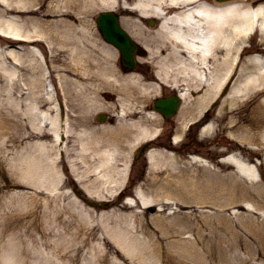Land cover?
Returning a JSON list of instances; mask_svg holds the SVG:
<instances>
[{"label":"bare ground","instance_id":"bare-ground-1","mask_svg":"<svg viewBox=\"0 0 264 264\" xmlns=\"http://www.w3.org/2000/svg\"><path fill=\"white\" fill-rule=\"evenodd\" d=\"M37 1L40 0H0L2 5H0L2 7L0 11V39L5 38V35L37 36L38 39L40 38L34 41L30 47L28 46V50L17 51L11 49L10 52H12L14 59H9V61L15 62L22 55L29 53L36 58L37 70L35 69V74H38L40 71L39 55L42 54L44 57L43 51L37 47L42 43L41 40L43 38H47L48 41L51 39L52 41L53 39L57 40L60 39V33H70L71 31L74 33L78 29L75 24L70 23L68 25L69 21L64 17L67 13L84 12L89 14L101 8L118 10L124 13L122 15L124 23H136V26L142 30L141 33L150 38V40H147L148 42L139 40L137 37L133 39L137 42V45L142 43L147 50V56L142 58L144 64L152 62L151 64L157 67L153 72L155 79H152L151 73H122L119 62L115 63V66L113 65V61L118 56L117 48L110 46L106 41H102L100 52L102 75L107 78L113 71L112 81L115 84H118L117 81H119L118 88L125 91L130 90L131 97L134 96L137 101L135 113L139 115L136 120L134 119V123L137 124V132L133 138H142L148 135L147 127L142 126L141 123L147 117L155 114L145 104L149 97L148 91L151 88L157 89L159 86L171 83L172 86H177L184 98L180 113L179 134H176V139L180 138L182 131L185 132L189 120L200 123L207 116V114L203 115L205 108L210 102H217L210 110L209 115H211L200 132L202 138H207L209 135L218 134L219 131H222L230 140L226 148L217 150L218 153H225V155L218 159L216 165H235L239 171L245 173L249 170L248 163L252 161L253 156L256 153H263L260 164L264 166V0L260 3V0H227L223 3L215 0H49L47 6L57 13L58 19L40 22L38 25L34 24L36 29H30L23 25L21 18L19 19L13 15L21 12L24 16L36 13V9L30 8V6ZM23 6L27 7L26 10L23 9ZM127 13L133 15H126ZM149 17L159 19V24L154 28L149 27L147 24V18ZM253 28L254 34H249L248 32ZM53 29L55 30L52 32ZM257 30L261 36L259 44L256 47L245 45L247 37L251 38ZM32 31H36V33L25 34ZM95 35V32L90 31V36H88L90 42L100 39ZM51 49L54 51L53 47ZM72 59L74 60V57ZM2 62V70L10 73L11 66L7 64L5 59ZM92 66V63L88 64L89 68ZM56 68H60V66ZM178 71L183 73H178ZM169 74L175 75V78L169 79L171 77ZM149 75L151 79H149ZM92 76L100 80L99 73ZM180 76L181 78H179ZM194 79H196L195 82H193ZM34 83L33 87L38 84L37 82V84ZM190 85L193 89H200L203 92L193 102L188 103L187 91ZM35 94V99H38L37 105L35 102L33 104H35L38 124L37 131L32 135L44 138L47 134H50L46 132V126L50 124L49 132L54 133L58 138V130L61 129L59 128L61 126L59 117L51 115L49 109H43L46 104L40 99L43 96L38 90H35ZM255 98H258V100L255 101ZM62 126L64 130V123ZM103 133L105 135L107 132ZM24 135V132L14 131L10 118L6 117L4 124L0 123V137L3 138L0 141V155L4 153L1 156L3 159L7 158V141L11 139L17 142ZM102 135L95 133L96 141L90 137L83 140L84 148L92 150L87 158L91 159L96 154H101L98 168L111 162V154H114L108 145L106 147L101 146ZM252 143L256 144V149L248 147ZM38 145L45 150L46 163L44 157H39L33 163L34 165L30 166L23 165L21 162H13L14 171L17 173L15 175L18 178L30 182H39V180L47 182L46 179H40L41 172L58 169V162L53 157V153L50 152V144L42 140L38 142ZM149 156L154 163H169L176 169L170 170L167 174L153 173L139 185L135 193L136 201L139 200L144 205L159 200L161 196H167L170 190L175 191L179 186L178 179L184 180L180 186L183 190L182 198L184 201H193L194 195L190 188L193 186H197L203 192L209 194L211 192L220 193L216 186L211 185L207 171H210L219 180L231 177L228 173L206 166L204 164L206 163L205 159L200 155L189 157V160L186 161L187 165L184 167H177L180 158L174 152L152 149ZM190 164L197 165V168ZM126 173V168L118 172L116 170V173H113V170L106 169L103 177L110 182H114L115 187H119ZM79 174V172L76 173L78 178ZM251 181L256 185V189L252 196H248V198L259 199L261 202L260 204L256 202L253 208H249L247 216L252 219L253 222L251 223L263 224L259 231L252 227L249 228L247 236L251 237L252 240L246 239L245 245L252 257L255 256V251L261 252L264 256V241L262 240L264 236V173L260 179L255 180L252 178ZM146 189L154 191L157 196L151 198L146 196ZM88 192L96 194L91 187L88 188ZM240 201L241 198L233 200L234 203ZM126 202L135 203V197H127ZM197 202L213 203L212 200L208 199L194 203ZM1 213L4 214V209L1 210ZM129 217H131L130 214L119 213L100 220L99 223L103 228V233L109 238L101 236L94 230L84 231V236L88 240H93L96 237L103 239L105 243L104 245L99 240L95 243V246H92L93 252L91 251V256L86 259L85 264H167L173 257H177L181 261L178 262L173 259L174 264L196 263V251L186 247V243L192 241L191 236L183 235V229H188V231L194 229L195 219L187 227L178 228L174 230V233H171L158 227L151 229L137 214L136 224L142 227V232L137 233L135 232L137 229L130 230L125 227L124 223ZM237 217L241 218L242 214H237ZM85 218H92L91 213H85L83 219ZM160 218L163 219L164 216ZM87 223H91V221L81 222L82 229ZM0 225L5 229V219L0 222ZM91 228L92 223L88 229ZM134 234L137 235L134 236ZM137 237L140 238L141 242L146 243L145 247L138 250L133 247ZM168 237H174L177 240H167L164 243L163 241ZM195 237L196 241L203 242V247L209 252L210 256H215V249L210 246V243L216 237ZM225 239L233 243L236 241L230 235H220L221 241ZM260 241L262 244L259 243ZM14 243L16 249L4 253L5 257L21 256L22 252H25L19 242ZM255 243H257V246H255ZM228 245L230 246V244ZM57 249L61 253V248ZM27 254L29 255V253ZM71 259L75 260L74 256ZM22 260L24 258H20V264L25 263ZM212 260L211 258V262ZM26 263L29 264L27 260Z\"/></svg>","mask_w":264,"mask_h":264},{"label":"rangeland","instance_id":"rangeland-1","mask_svg":"<svg viewBox=\"0 0 264 264\" xmlns=\"http://www.w3.org/2000/svg\"><path fill=\"white\" fill-rule=\"evenodd\" d=\"M48 1L40 0L32 4L30 8H35L36 13L24 16L20 10H16L21 13H15L13 16L19 19L21 18L25 27L36 29L34 24L38 25L39 22H49L58 19L57 13L47 6ZM1 6L0 11L2 9ZM26 8L23 6V9L26 10ZM97 12L95 11V13L89 14H85L84 12L70 13L67 18L71 24L76 25L86 19H92L93 16H96ZM126 15L133 14L127 13ZM82 16L85 17L84 20H81ZM34 33L36 32L32 31L25 34L29 35ZM67 37L64 35L57 40L53 39L52 41L51 39V42L47 39L42 40V43L37 46L45 54V59L39 60L40 71L38 74H35L37 70L36 58L32 57L29 53L22 55L17 60L18 64L12 63L11 61L8 62L11 66L10 73L2 70L3 58L11 54L8 51L9 49L6 50L8 42L10 43L9 48L17 51H21L22 49L20 47L24 45H26L24 46L25 49L28 50L32 44L21 43L14 38L5 37L0 39V123L4 124V119L8 117L10 118L14 131L25 133L17 142L11 139L7 141L8 151L6 152V159L1 157L4 153L0 155V222L4 219L6 221L5 229L0 225L1 264H20V258H24L22 260L25 261L24 264H28L26 260L29 264H85L86 259L93 252V249H91L92 246H95V243L99 240L104 245L105 243L103 239L96 237L93 240H88L84 236V231L94 230L104 237L105 234L103 233V228L100 226V220L112 214L119 213L131 215L124 224L130 230L137 229L135 231L137 233L142 232V227L136 224L137 214L151 229L159 227L171 233H174V230L178 228L187 227L195 219L196 225H194L192 231L183 229V235L188 234L191 236L192 241L187 242L186 247L196 251L195 264H263L264 256H262V253L255 251V256L252 257L245 245L246 239L252 240L251 237L247 236L249 228L252 227L259 231L263 224L258 222L251 223L253 222L252 219L247 216L249 213L248 209L253 208L256 202L258 204L261 202L259 199H250L248 196H252L256 189V185L251 181L252 178L255 180L260 179L261 174L263 175L264 173V166L260 164L262 154L256 153L253 156L252 161L248 163L249 170L245 173L240 172L231 164L217 166V153L211 150L208 152L207 149L213 147L217 150L229 144L230 140H228V137L222 131H219V134L211 136L209 140H204V142H207L205 145L199 143L198 136L195 132L194 141L192 140L190 145V147H195L199 151L205 148L204 154L207 155L205 159L210 161L207 164L208 167L230 174V178L226 177L219 180L210 171H207L211 185L219 189V194L212 192L209 194L203 192L199 187L193 186L190 187L194 195L193 201H184L182 198L183 190L180 187L184 180L178 179L179 186L175 191L170 190L167 196L159 197L160 199L152 204L157 206L155 211H151L149 205L145 206L139 200L134 204L123 202L110 209L100 210L88 206L77 197L73 190L74 174L71 170L72 166L69 164V158L71 157H67L68 155L66 156V153L62 157H58L57 155V153L59 154V149H65L66 147L61 146L55 140L54 134L49 132V125L46 126V132L50 134H47L44 138L32 135V133L37 131L36 127L38 124V118L35 113V104L37 105L38 99H35V90L41 93L43 97L40 99L44 102H47L49 99L43 108L49 109L51 115H56V100L53 99V101L50 97L48 78L54 82L56 75L62 74L69 81L68 77L72 74V50L69 49L71 45L64 46L68 40ZM260 37V32L257 31L255 35L247 39L245 45L256 47L259 44ZM68 42L70 41L68 40ZM51 47L54 48V51ZM84 49L80 52L81 54ZM16 66H25V82L27 83L25 86L28 87V90H23L20 83L15 79L14 70ZM57 66H60V68H56ZM56 69H60V71H56ZM66 70L68 74H64ZM35 80L38 84L36 82L34 83ZM33 83L37 85L33 87ZM257 100L258 98H255V101ZM76 110L79 111L78 107H76ZM195 130L199 132V127L195 128ZM1 140H3L2 137H0ZM42 140L50 144V152L53 153V157H56L58 161V169L41 172L40 179H46L48 180L47 182L41 180L39 182H30L26 181V179L18 178L15 175L17 173L14 171L13 162H21L23 165L30 166L34 165L33 163L39 157H44L46 163L45 150L42 146L38 145V142ZM70 147H74L72 143H70ZM248 147L256 149V144H249ZM193 154L192 152L190 154L183 153L181 160L177 162V167L186 166L185 161ZM147 164L149 165V163ZM192 166L197 168L195 164ZM173 169H176V167H173L169 163H166L165 166L162 164H150L146 169L141 167L139 170L130 172L128 175L129 181L127 177L124 185L117 188L115 186L112 187L113 183H110L109 180L103 177L102 173L100 174L98 172H90L87 175L83 174L80 182L84 186L89 184L88 186L95 191L96 198H112L115 200L117 198V192L125 186L127 187L126 192L128 195L134 197V190L140 183L151 176V174L154 172L167 174L169 170ZM92 181L94 183H91ZM145 194L150 198L157 196L154 191L149 189L145 190ZM236 198H241V201L234 203L233 200ZM204 199L212 200L213 203H194ZM181 202L183 203L181 204ZM2 209H4V214L1 213ZM89 212L92 218L83 219V215ZM237 214H242V217H237ZM163 216V219L160 218ZM157 219L159 220L156 221ZM82 221H91L92 228L88 229L91 223H87L82 229ZM136 235L134 234V236ZM220 235H230L236 241L234 243L228 242L226 239L221 241ZM16 236L18 237L15 238ZM195 236L206 238L216 237L210 243V246H213L215 249V256H210L209 252L204 249L203 242L196 241ZM106 238H109V236ZM167 240L177 239L168 237L163 242L165 243ZM262 240L264 241V236ZM14 242H19L22 249H25V252H22L21 256L14 255L5 257L4 253L16 249ZM145 246L146 243L141 242L139 237L133 243V247L136 250ZM255 246H257V243H255ZM57 248H61V253H59ZM72 256H74L75 260L71 259ZM211 258L213 259L212 262ZM173 259L181 262L177 257H173L167 264H174Z\"/></svg>","mask_w":264,"mask_h":264}]
</instances>
